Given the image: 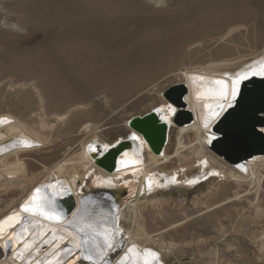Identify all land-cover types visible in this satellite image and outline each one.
Wrapping results in <instances>:
<instances>
[{"label": "bare ground", "instance_id": "obj_1", "mask_svg": "<svg viewBox=\"0 0 264 264\" xmlns=\"http://www.w3.org/2000/svg\"><path fill=\"white\" fill-rule=\"evenodd\" d=\"M121 1L50 0L52 4H56L58 11L64 12L69 21L66 27L64 55L71 60L73 70H78L79 75L82 73L88 76L83 83L91 85L95 97L103 96L104 99H109L107 110L104 111L107 113L89 114V110L83 109L73 115L76 123H82L83 127L82 133L75 135L73 140L78 136H84L85 139L80 141L77 150L73 144H66L65 148L61 149V156L53 157L50 162L31 159L29 156L33 153L21 152L18 141H21L20 138L25 136L33 142L32 146L46 148L51 143V140L47 139L50 136L52 138L54 129L52 125L44 121L37 123V127H28L18 122L13 125L0 123V193L1 191L10 192L16 188L22 192L25 191L18 200L10 202L5 209L0 210V221L14 213L20 216L25 215L21 211V206L29 200L36 188H41L40 195H43L46 190L48 193L59 191L58 200L70 197L74 201L73 209L66 215L65 223L72 219V212L90 206L89 210H92L96 219H106L111 224L108 217L103 213L101 216L102 214L99 212L117 211L118 220L115 219V221L123 234L116 237L119 242V246L115 249L118 250L115 253L117 257L109 264H118L132 245H136V255L130 254L127 264H142L141 254L145 249L157 252L159 255L157 264H165L163 258L170 253L171 244H167L168 246L165 244L161 239L162 234L167 230H176L183 222L180 220L166 222V218L163 217L165 203L163 197L161 198L158 194L160 192L152 196L139 197L138 191L135 192V190L137 188L140 190L145 177L151 172H158L163 180L166 178V186L172 183L169 176L174 173L180 176L175 182L176 184L192 186L195 183L189 184L188 181L198 182L203 176L198 172L200 167L206 168V174H209L213 179L222 178L227 182H235L238 186L248 185V187L260 188V182L264 178V153L254 154L250 160H244L240 166L225 162L217 155L220 153V149L209 150L215 141L211 144L209 138L213 135L217 137L218 132L215 131V124L219 118L220 121L224 118L221 116H225L228 107L225 106V110L213 121L207 113L217 103L222 102L216 95L219 86L214 82L223 80L230 84L231 79L236 78L241 72L249 69L259 71L261 66H264V51L260 54L254 52L252 59H243L239 64L234 60H224L219 63L205 62L201 66L188 63L175 65L174 59L195 45L192 42L182 43L181 35H192L193 29H196L197 25L201 23L205 27L208 26L210 17L204 21L202 19L196 21L195 28L192 29L183 28L180 30L178 28L172 33L161 35L152 31L144 36L142 33L146 23L140 18H132L126 12V8L120 6ZM216 1L201 0L199 2L201 7L215 10L221 6L217 7ZM48 4L50 3L46 5ZM132 24H138L139 27L134 29L131 27ZM220 28L218 27V29ZM220 30L214 31L217 33V31L221 32ZM219 34L217 35L219 36ZM165 42L168 44L165 45ZM54 58L56 57L54 56ZM258 76L264 78V75ZM165 84L168 85L158 90ZM172 86L173 88L167 94L162 95L167 88ZM155 92L158 93V99L151 97ZM181 92L184 93L182 105L178 103L176 95ZM138 97L144 100L141 103L142 106L144 105L142 108L136 107L135 100ZM88 98L89 96L84 101L88 102ZM168 98L176 102L175 107L182 106L181 110H185V113L184 116L181 114L179 118H176L177 123L170 126L174 111L164 112L163 119L168 123V127L166 141L160 154L154 153L144 141V153H139L140 147L135 143L136 148L132 151L133 153L128 152L127 155L121 153L117 157L113 171H107L96 164L92 153L89 152V145H93L95 148L96 144H99L101 151L105 152L119 139L124 141L128 136L127 132L125 135L119 134L111 142L104 139V132L109 130L110 133H124L126 128L122 129L120 126H116L118 123L123 121L128 130L130 128L128 121L151 115L153 109L166 104ZM84 101L82 102L84 103ZM147 101L150 103L145 107L144 103ZM128 105L135 108L133 115L116 114L120 107H128ZM180 108L172 109L177 111ZM206 119L209 120L207 128H205ZM58 121L65 123L67 118L59 116ZM58 130L54 131L59 132ZM257 130L264 134V126H259ZM173 140L175 142L172 144ZM123 143L121 141L119 144ZM129 143L125 149L132 145ZM105 144L108 145L107 150L103 147ZM121 160L127 163L121 165ZM128 164L134 166L128 168ZM116 168L117 170H115ZM186 172H190L191 175L186 177ZM158 179L151 180V188L161 185ZM106 181H111L112 186H108ZM120 182L130 187L127 192L112 188ZM89 184L97 185L99 188L91 189L83 195L84 189L90 187ZM51 185H55V187H49ZM65 188L71 190L69 195L63 193ZM80 190L82 191L81 199L78 193ZM255 192L257 193V191ZM123 194H128V196L120 204L117 199ZM1 197L0 194V199ZM96 197L98 198L95 200ZM78 198L80 199L79 204L77 203ZM101 201L106 203L104 207L100 206ZM152 214L158 215L155 220H157L159 228L155 230L153 225L149 224ZM30 219L35 223H26L24 227H21L20 223L15 224L12 228H6L3 235H0V264H48L50 260H59L60 264H73V262L89 264L88 261L76 260V256L79 254L76 250H73L71 255L61 253L60 257H56L55 253L67 245V240L62 243L59 240H52V233L48 229L57 225L47 220H40L39 216L30 217ZM20 227L26 228V230L22 231ZM68 227L72 230L71 226ZM42 233L43 235H41ZM45 240H50L51 243L45 244ZM25 243H30L31 247L25 249ZM57 244L60 245L59 248H57ZM108 255L105 257L106 260Z\"/></svg>", "mask_w": 264, "mask_h": 264}, {"label": "rangeland", "instance_id": "obj_2", "mask_svg": "<svg viewBox=\"0 0 264 264\" xmlns=\"http://www.w3.org/2000/svg\"><path fill=\"white\" fill-rule=\"evenodd\" d=\"M199 1L122 0L120 6H124L132 18H140L146 23L144 36L152 31L161 35L178 28L192 29L196 21L210 17L208 26L201 23L193 29L192 35H181L182 43L195 45L176 57L175 65L201 66L205 62L224 60H234L239 64L243 59H252L254 52L260 54L264 51V0H217L216 6H221L215 10L201 7ZM57 11L58 7L50 0H0V120L5 121L2 123L5 125L18 122L37 127V123L44 121L53 126L52 138L47 139L51 143L46 148L24 146L21 141L33 143L25 136L18 141L21 152L33 153L29 157L40 162H50L53 157L61 156V149L66 144L79 149L78 144L85 138L78 136L73 140L83 129L82 123L77 124L73 115L83 109L89 110V114H106L104 111L109 104V99L95 97L91 85L83 83L88 76L73 70L71 60L64 55L69 21L62 10ZM131 27L137 29L139 25L132 24ZM171 88L173 86L162 95ZM88 96V102H85ZM151 97L158 99V93ZM142 102L144 100L138 97L136 107L142 108ZM148 103L150 101L144 103L145 107ZM118 110L116 114L124 116L135 112L130 105ZM59 116L66 117L67 121H58ZM116 126L126 128L125 132L110 133L107 130L103 135L106 141L111 142L119 134H126L127 127L123 121ZM57 129L59 132H55ZM219 138L221 136L217 133L209 150L220 149L221 152L223 146L227 147L222 142L215 144ZM229 152L240 154L235 148ZM217 155L227 162L223 156ZM189 175L191 173L186 172V177ZM259 187L238 186L235 182L216 178L195 189L179 185L158 193L165 203L163 217L166 222H183L176 230L162 234L165 244H171L170 253L163 258L164 263L264 264V178ZM24 193L18 188L10 192L1 191L0 210ZM157 216L152 214L149 220L154 230L159 228L155 220Z\"/></svg>", "mask_w": 264, "mask_h": 264}, {"label": "snow or ice", "instance_id": "obj_3", "mask_svg": "<svg viewBox=\"0 0 264 264\" xmlns=\"http://www.w3.org/2000/svg\"><path fill=\"white\" fill-rule=\"evenodd\" d=\"M255 75H264V66H261L260 70H252L251 72L241 73L235 79H231L229 84L223 80H217L215 83L219 86L216 90V95L220 98V103H217L212 107V116L218 117L225 110V106L231 108L234 102L237 99V96L240 92L241 82L247 80L249 76ZM230 97V98H229ZM157 113H164L166 111H175L172 109L171 105L166 107H160L155 109ZM163 119V116L161 117ZM5 121L0 120V123ZM209 120L205 121V128L208 127ZM131 138L133 140L140 139L136 133H132ZM215 135L209 138V143L215 139ZM26 147H31V143L27 140L21 141ZM104 149L107 150L108 145L105 144ZM93 145H89V151H93ZM127 155V153H125ZM127 163L124 160L120 161L121 165ZM242 167V166H241ZM172 183L176 182V177L171 178ZM195 180L188 181L189 184L196 183ZM108 186L111 185V181L105 182ZM49 187L54 188L55 185ZM149 188L151 189V178H149ZM41 188H36L29 198L21 206V211L27 213L28 217H22L19 214L14 213L13 215L8 216L5 220L0 221V235H3L6 228H12L13 225L21 223H35L34 220L29 217H41L44 220L51 222L54 225H65L66 214L64 210L57 205V199L60 196V192L56 191L53 193H48L47 190L43 195H40ZM65 195H69L71 190L65 188L63 190ZM72 219L67 221V225L63 227H51L48 229L52 233V240H59L61 243L67 240V245L63 248H60V251L55 253L56 257H60L61 253L67 254L76 250L79 254L76 256V260L88 261L89 264H109V261L105 259L109 251L115 250L119 246L117 242V235L122 233V230L119 229L118 224L113 221L111 224L107 220H98L93 214L87 209H77L71 213ZM118 220V217L116 218ZM68 226H71L69 229ZM22 231H25L26 228H22ZM15 235V234H14ZM43 235V233L41 234ZM19 239V237H17ZM45 244H50V240H45ZM31 247L30 243H25L24 248L29 249ZM60 245L57 244V248ZM136 255V245H132L128 248L127 252L121 259L118 264H127L129 255ZM142 255V264H157L158 253L152 251L151 249H145ZM48 264H60L59 260H50ZM75 264V262H73Z\"/></svg>", "mask_w": 264, "mask_h": 264}, {"label": "water", "instance_id": "obj_4", "mask_svg": "<svg viewBox=\"0 0 264 264\" xmlns=\"http://www.w3.org/2000/svg\"><path fill=\"white\" fill-rule=\"evenodd\" d=\"M251 71L252 69H249L241 73ZM183 94V92L177 93V100ZM223 117L217 128L221 138L215 143L222 142L227 145V147L223 146L219 153L227 162L240 166L244 160H250L254 154L264 153V134L257 130L259 126H264V78L255 75L242 81L236 101ZM128 124L143 135L154 153H161L166 141L167 127L158 122L154 115L134 118ZM126 147L127 143L122 145L118 143L102 152L101 146L96 144L94 150L89 152L92 153L96 164L107 171H113L117 157ZM234 148L240 151L239 155L229 152V149ZM57 205L66 215L73 208L70 198L64 201L57 199Z\"/></svg>", "mask_w": 264, "mask_h": 264}]
</instances>
